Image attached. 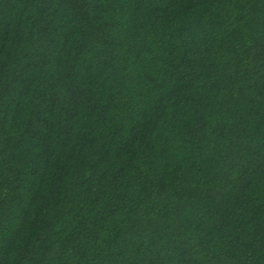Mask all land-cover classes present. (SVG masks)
I'll use <instances>...</instances> for the list:
<instances>
[{"label":"trees","instance_id":"trees-1","mask_svg":"<svg viewBox=\"0 0 264 264\" xmlns=\"http://www.w3.org/2000/svg\"><path fill=\"white\" fill-rule=\"evenodd\" d=\"M0 264H264V0H0Z\"/></svg>","mask_w":264,"mask_h":264}]
</instances>
